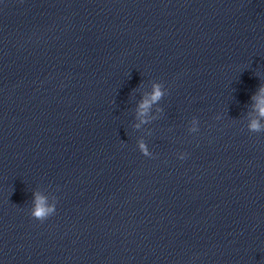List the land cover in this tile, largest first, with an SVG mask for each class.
Returning <instances> with one entry per match:
<instances>
[{
  "label": "clouds",
  "instance_id": "9594fccd",
  "mask_svg": "<svg viewBox=\"0 0 264 264\" xmlns=\"http://www.w3.org/2000/svg\"><path fill=\"white\" fill-rule=\"evenodd\" d=\"M261 93H264V87L260 89ZM163 95L161 91L160 85H154L153 86V92L151 93L150 100L145 99L139 106L140 108V115H144L147 111V109L150 107V105L156 101H158L161 96ZM258 112L261 117H264V98H260L258 105ZM250 130L254 132H259L262 130L261 124L257 120H253L251 124L249 125ZM141 149H144V145L141 144ZM185 157H181V159H184ZM56 212V205H48L46 203V198L39 193L34 194V206L31 210V216L41 222L55 214Z\"/></svg>",
  "mask_w": 264,
  "mask_h": 264
}]
</instances>
